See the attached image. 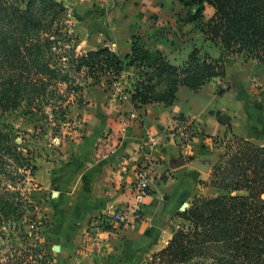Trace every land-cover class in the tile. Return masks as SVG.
<instances>
[{"label": "trees", "instance_id": "obj_1", "mask_svg": "<svg viewBox=\"0 0 264 264\" xmlns=\"http://www.w3.org/2000/svg\"><path fill=\"white\" fill-rule=\"evenodd\" d=\"M179 1L186 6L181 20L198 23L205 39L219 46L218 56L193 46L179 65L134 35L123 56L107 44L75 52L62 1L0 0V114L24 107L23 113L35 119L34 128L43 134L51 130L54 138L63 128H75L70 107L85 102L89 78L110 85L128 72L126 90L135 106L169 105L179 85L198 91L213 77L224 76L229 56L264 61V0ZM205 4L213 7L207 21ZM214 113L226 126L225 148L203 183L218 193L196 195L180 210L179 227L146 264L156 259L159 264H264V145L234 133L225 112ZM9 127L0 124V176L14 179L23 176L21 167L32 171L36 166L23 146L12 142ZM18 192L1 186L0 222L22 213Z\"/></svg>", "mask_w": 264, "mask_h": 264}, {"label": "crops", "instance_id": "obj_2", "mask_svg": "<svg viewBox=\"0 0 264 264\" xmlns=\"http://www.w3.org/2000/svg\"><path fill=\"white\" fill-rule=\"evenodd\" d=\"M125 4L127 14L119 24L128 31L116 38L120 42L128 44L125 40L131 34H140L150 47L175 58V52L187 55L194 45H190L191 35H195L192 43L196 46L212 56L220 53L197 23L181 20L180 1L127 0ZM204 11L208 17L203 16V21H207L213 7L205 4ZM116 39L107 44L116 47ZM247 63L228 57L224 76L213 77L198 91L179 85L169 105L157 101L135 106L129 96H85L83 104L71 105L69 116L76 106L75 117L85 122L83 135L63 140L52 158L38 159L32 174L48 198L45 242L51 248V264H146L167 244L181 208L190 204L201 186L214 188L203 181L224 148L221 138L226 126L217 120L216 110L229 115L234 133L264 145V96L251 91L252 71H247ZM218 89L223 91L218 93ZM131 111L137 117L122 131L119 143L103 151L97 139L109 130L123 129L122 121ZM180 114L182 118L175 117ZM183 120H190L196 131L187 142L177 139L182 137ZM144 141L143 151L140 144ZM123 156L129 157L126 171L117 168ZM139 164L147 166L149 174L143 219L82 254V233L90 219L132 200Z\"/></svg>", "mask_w": 264, "mask_h": 264}, {"label": "rangeland", "instance_id": "obj_3", "mask_svg": "<svg viewBox=\"0 0 264 264\" xmlns=\"http://www.w3.org/2000/svg\"><path fill=\"white\" fill-rule=\"evenodd\" d=\"M59 1H62L68 9L70 23L69 32L72 35L71 43L75 52H82L107 44V41L109 42V40L123 36L125 34L123 31H128V27L119 24L122 17L127 14L125 4L127 0ZM185 10L186 6L182 3V13H185ZM207 14L208 12L204 11L203 16H207ZM114 22L115 25L113 26ZM133 35L139 38V42L152 48L140 34L136 33L131 34L129 38L125 40L128 44H124V42H120L119 39H116L119 41L117 43L118 45L114 47L113 44L109 43V46L123 56L130 48ZM194 39L195 35H191L190 45L194 44L193 46H196L195 42L192 43ZM199 48L201 51H206L201 47ZM174 55L175 58L174 56L172 57V55L167 56L173 63L179 65L187 58V55L182 57L177 52H175ZM229 58H233L235 62L244 61V58L240 55L229 56ZM245 61H248L247 71H252L250 79L251 91L259 96H264V61L259 62L256 59H248ZM88 81L90 84L85 87L84 94V96H88V98H90L89 96H112L117 98L129 96L126 90L130 83L128 72H123L118 81L110 85L93 83L92 78H89ZM23 110L24 107H20L0 114V124H10L9 131L12 142L23 146L24 153L31 158V164L35 165L38 159L52 158L58 151L59 144H61L63 140L81 137L84 133L85 122L83 119L79 120V117H75V112L77 110L76 106L72 109V115L70 117L72 120L75 119V128L71 130L63 128V134L54 138L50 137L51 130L46 134L41 133L39 128L36 130L34 128L35 119L31 118L29 115H25ZM190 123V120H185L181 122V125H185L186 127L190 125ZM70 124V122L67 123V125ZM189 128V130L193 132L195 130L194 124L189 126ZM105 133L106 132L103 134ZM103 134L97 139L98 144ZM180 137H177L179 142L185 140ZM221 142L224 145V136L221 138ZM20 171L24 172L23 176L14 179H10L9 176L7 177L5 175L0 176V188L5 185L9 188L18 190L19 192L16 194L17 200L21 201L23 204L20 209L22 213L17 218L0 222V264H12L14 261H19L20 264H51L49 255L51 254V248L48 247L45 242V233L49 224V216L46 213V201L48 198L46 194L44 195V193L41 192L40 184L33 179L34 177L32 174L34 169L31 171V168L21 167ZM217 193L218 190L216 188L201 186L196 195H215ZM186 207L187 206L184 208ZM181 222L182 218L176 216L172 224L173 229L179 227ZM153 264H159L158 259H156Z\"/></svg>", "mask_w": 264, "mask_h": 264}, {"label": "built area", "instance_id": "obj_4", "mask_svg": "<svg viewBox=\"0 0 264 264\" xmlns=\"http://www.w3.org/2000/svg\"><path fill=\"white\" fill-rule=\"evenodd\" d=\"M136 117L137 114L131 111L122 121L123 129L118 132L110 130L103 134V137L99 141L102 150L105 151L111 145L109 147L110 149L108 148L111 151L119 143L122 137V131ZM186 127L183 125L181 130L182 139L186 140L184 142H187L191 136V131ZM144 144H146V141L140 144V150ZM145 155L146 157H150L149 154ZM128 164L129 157L123 156L117 163V168L121 171H126ZM148 175L147 166L142 164L136 166L135 179L131 186L132 200L120 206H112L107 212L96 214L90 219L82 233L80 242V251L82 254H87L89 251L94 250V248L100 247L105 239H109V237L115 235L118 231L135 227L143 219V202L149 191Z\"/></svg>", "mask_w": 264, "mask_h": 264}, {"label": "water", "instance_id": "obj_5", "mask_svg": "<svg viewBox=\"0 0 264 264\" xmlns=\"http://www.w3.org/2000/svg\"><path fill=\"white\" fill-rule=\"evenodd\" d=\"M184 207H182L181 209H183Z\"/></svg>", "mask_w": 264, "mask_h": 264}]
</instances>
